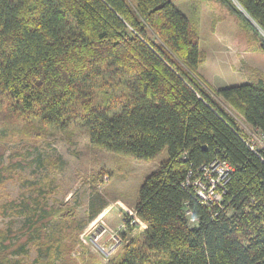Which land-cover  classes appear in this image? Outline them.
Returning <instances> with one entry per match:
<instances>
[{
  "label": "trees",
  "instance_id": "obj_1",
  "mask_svg": "<svg viewBox=\"0 0 264 264\" xmlns=\"http://www.w3.org/2000/svg\"><path fill=\"white\" fill-rule=\"evenodd\" d=\"M220 1L256 33L264 55V36L236 6L264 33V0ZM198 31L197 17L171 0H0L1 120L38 131L77 126L91 145L141 161L167 151L139 188L143 229L100 264H264V149L225 107L264 137V80L206 83ZM215 158L232 171L221 202L203 204L185 180ZM21 159L17 151L0 163V184ZM16 204L24 222L0 228V264H76L77 236L68 242L51 227L69 217L78 232L71 211L39 199Z\"/></svg>",
  "mask_w": 264,
  "mask_h": 264
},
{
  "label": "rangeland",
  "instance_id": "obj_2",
  "mask_svg": "<svg viewBox=\"0 0 264 264\" xmlns=\"http://www.w3.org/2000/svg\"><path fill=\"white\" fill-rule=\"evenodd\" d=\"M171 1L181 12L198 19L199 45L205 54L198 73L206 83L218 88L264 80V55L258 36L238 13L220 0ZM238 9L250 19L244 10ZM250 23L264 36L253 20ZM225 107L252 146L264 149V137L245 124L229 106ZM33 127L25 126L18 118L1 120L0 113V163L6 164L17 151L18 160L22 156L25 162L0 184V228H20L24 215H18L12 207L19 201L39 199L48 206L70 210L79 223L78 232L75 227L69 228L73 224L64 223L65 219L71 223L69 217L56 218L51 225L55 234L62 227L61 232H65L64 239L68 242L77 236L72 251L76 260L72 261H77L76 264L106 262L120 251L128 237L138 233V226L126 227L127 217L134 214L144 179L167 159V151L163 150L153 160L141 161L91 145L87 133L77 126L66 131H38ZM101 201L106 207L89 219V214ZM190 223L195 222L190 219ZM102 228L106 232L98 238L100 245L107 247L112 233L122 238V243L109 256H104L94 242ZM35 256L34 245H29L25 260L30 263Z\"/></svg>",
  "mask_w": 264,
  "mask_h": 264
},
{
  "label": "built area",
  "instance_id": "obj_3",
  "mask_svg": "<svg viewBox=\"0 0 264 264\" xmlns=\"http://www.w3.org/2000/svg\"><path fill=\"white\" fill-rule=\"evenodd\" d=\"M231 171L232 167L226 160L215 158L210 163L201 165L198 169L200 174H196L195 177L190 172L186 177L185 184L193 187V191L203 204L220 203L224 184L228 180ZM127 225L131 227L138 226L139 230L143 229V224L135 210L134 214L131 213L127 217L126 227ZM123 227L125 228L124 225ZM105 232L106 229L102 228L99 234L94 237V242L104 256H109L122 243V238L112 233L108 238V246H102L98 243V238Z\"/></svg>",
  "mask_w": 264,
  "mask_h": 264
},
{
  "label": "crops",
  "instance_id": "obj_4",
  "mask_svg": "<svg viewBox=\"0 0 264 264\" xmlns=\"http://www.w3.org/2000/svg\"><path fill=\"white\" fill-rule=\"evenodd\" d=\"M218 86H219V85H218ZM220 87H221V86H220ZM105 207H106V205L102 208V210H103ZM102 210H101V211H102ZM101 211H100V212H101ZM100 212H99V213H100Z\"/></svg>",
  "mask_w": 264,
  "mask_h": 264
},
{
  "label": "water",
  "instance_id": "obj_5",
  "mask_svg": "<svg viewBox=\"0 0 264 264\" xmlns=\"http://www.w3.org/2000/svg\"><path fill=\"white\" fill-rule=\"evenodd\" d=\"M238 7H239V6H238ZM248 20L252 22V20H250V19H248Z\"/></svg>",
  "mask_w": 264,
  "mask_h": 264
},
{
  "label": "bare ground",
  "instance_id": "obj_6",
  "mask_svg": "<svg viewBox=\"0 0 264 264\" xmlns=\"http://www.w3.org/2000/svg\"><path fill=\"white\" fill-rule=\"evenodd\" d=\"M141 221V220H140ZM142 222V221H141Z\"/></svg>",
  "mask_w": 264,
  "mask_h": 264
}]
</instances>
